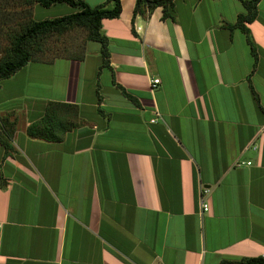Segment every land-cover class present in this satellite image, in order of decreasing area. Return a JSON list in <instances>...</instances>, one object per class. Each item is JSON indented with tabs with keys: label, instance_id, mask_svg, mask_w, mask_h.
Wrapping results in <instances>:
<instances>
[{
	"label": "crops",
	"instance_id": "obj_1",
	"mask_svg": "<svg viewBox=\"0 0 264 264\" xmlns=\"http://www.w3.org/2000/svg\"><path fill=\"white\" fill-rule=\"evenodd\" d=\"M120 1L102 20L108 66L96 42L0 79V132L14 129L9 154L0 142V264L264 258V0L246 23L256 59L231 27L243 0H174L167 18ZM0 5L37 17L34 1ZM49 102L77 108L60 141L26 132Z\"/></svg>",
	"mask_w": 264,
	"mask_h": 264
},
{
	"label": "trees",
	"instance_id": "obj_2",
	"mask_svg": "<svg viewBox=\"0 0 264 264\" xmlns=\"http://www.w3.org/2000/svg\"><path fill=\"white\" fill-rule=\"evenodd\" d=\"M259 0H243L244 13L237 16L236 22L231 27L239 28L246 34L251 46L253 56L257 57L255 46L251 40L246 23L257 17V3ZM38 4L48 7L51 4L67 3L75 10L72 13L45 18L40 20L30 19L21 29V32L14 36L10 47L6 50L4 57H0V79L7 78L21 69L32 60H38L31 52V47L38 40L44 39L50 33H64L70 29L80 27L87 31V40L100 43L102 65H109L108 38L101 32L102 20L104 18H116L121 13L120 0H107L96 6L88 5L84 0H34ZM110 3V6H106ZM174 0H135L133 16L136 14L147 15L155 7L162 6L163 18L172 17ZM61 56V55H59ZM40 60V59H39ZM51 60V59H50ZM48 61V60H47ZM114 82V77H113ZM120 87V86H119ZM123 94L131 100L136 98L120 87ZM67 117H70L69 121ZM78 113L76 106L65 103L49 102L44 114L37 121L27 126L26 132L34 138L60 141L66 131L71 130L78 124ZM14 125V122H12ZM58 131V134L55 133ZM14 129L0 132V142L4 146L5 154L13 150L11 140ZM3 134V136H1ZM221 264H264L261 256L242 258L239 260H223Z\"/></svg>",
	"mask_w": 264,
	"mask_h": 264
},
{
	"label": "rangeland",
	"instance_id": "obj_3",
	"mask_svg": "<svg viewBox=\"0 0 264 264\" xmlns=\"http://www.w3.org/2000/svg\"><path fill=\"white\" fill-rule=\"evenodd\" d=\"M20 2V0H17ZM34 1V0H27ZM106 6H110L107 3ZM28 8V9H27ZM23 8L22 10H4L0 5V22H6L2 26L0 24V57H4L6 50L10 47L14 36L21 32V29L27 22L32 19L30 14V7ZM15 9V8H13ZM26 9V11H25ZM75 9L65 4H54L50 7H44L38 4L35 12L37 13L36 20L53 18L56 16L72 13ZM26 12V13H25ZM25 13V14H24ZM17 15V17H16ZM87 31L84 28L76 27L70 29L64 33H50L44 37V39L38 40L31 47V52L35 58L40 60H50L51 58L61 56H77L84 53L85 50L92 52L98 43L92 42L86 39ZM88 42V46L86 43ZM109 80V74L107 70H104L100 76V83L103 86H107ZM109 84V83H108Z\"/></svg>",
	"mask_w": 264,
	"mask_h": 264
},
{
	"label": "built area",
	"instance_id": "obj_4",
	"mask_svg": "<svg viewBox=\"0 0 264 264\" xmlns=\"http://www.w3.org/2000/svg\"><path fill=\"white\" fill-rule=\"evenodd\" d=\"M157 83H159V79L158 78H154V79L151 80V86L152 87L155 86ZM199 203H200L202 211H208L209 207H208L207 203L205 202L204 198H200Z\"/></svg>",
	"mask_w": 264,
	"mask_h": 264
}]
</instances>
